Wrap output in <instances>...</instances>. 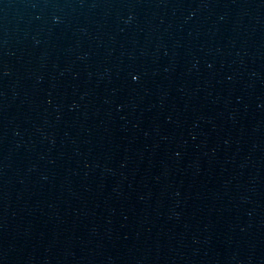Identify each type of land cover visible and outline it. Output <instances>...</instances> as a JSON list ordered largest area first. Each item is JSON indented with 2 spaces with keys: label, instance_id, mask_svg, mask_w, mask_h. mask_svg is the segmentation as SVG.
Listing matches in <instances>:
<instances>
[{
  "label": "water",
  "instance_id": "95a60500",
  "mask_svg": "<svg viewBox=\"0 0 264 264\" xmlns=\"http://www.w3.org/2000/svg\"><path fill=\"white\" fill-rule=\"evenodd\" d=\"M0 264H264V0H0Z\"/></svg>",
  "mask_w": 264,
  "mask_h": 264
}]
</instances>
